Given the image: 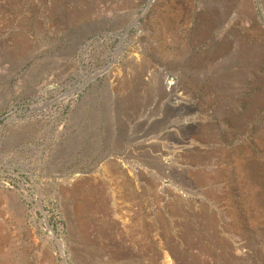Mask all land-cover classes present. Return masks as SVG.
<instances>
[{"label":"rangeland","instance_id":"1","mask_svg":"<svg viewBox=\"0 0 264 264\" xmlns=\"http://www.w3.org/2000/svg\"><path fill=\"white\" fill-rule=\"evenodd\" d=\"M0 264H264V0H0Z\"/></svg>","mask_w":264,"mask_h":264}]
</instances>
